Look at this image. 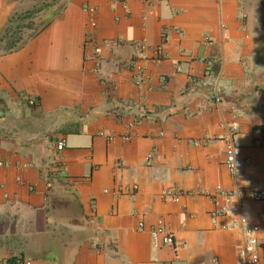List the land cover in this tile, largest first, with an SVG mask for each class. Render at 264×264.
I'll use <instances>...</instances> for the list:
<instances>
[{
  "label": "crops",
  "instance_id": "0c3cea01",
  "mask_svg": "<svg viewBox=\"0 0 264 264\" xmlns=\"http://www.w3.org/2000/svg\"><path fill=\"white\" fill-rule=\"evenodd\" d=\"M235 186L264 188V0H0V264H237L239 231L212 215ZM159 224L174 245L152 246Z\"/></svg>",
  "mask_w": 264,
  "mask_h": 264
},
{
  "label": "built area",
  "instance_id": "2783aa9c",
  "mask_svg": "<svg viewBox=\"0 0 264 264\" xmlns=\"http://www.w3.org/2000/svg\"><path fill=\"white\" fill-rule=\"evenodd\" d=\"M153 0H145V2L151 3ZM88 14V27L90 30L87 32V38L85 41L86 46H93L95 53L98 54V47H96V39L93 35L92 30L97 26L96 19L94 17L95 8L86 6L84 7ZM164 36V34H163ZM117 41L113 40H104L103 44L113 45ZM140 58H147V51L150 49L154 53V59L159 61L162 55L161 46H148L145 42L138 44ZM96 65L98 66L99 59L98 56L94 55ZM133 82L135 85L140 86L144 81V74L140 71L134 74ZM27 103L33 105L36 103V100L33 97L27 98ZM133 121L126 124L127 134L125 138L130 136V131L133 127ZM238 123L232 121L230 123V129L232 131L238 130ZM190 144L198 145L200 142L198 140H189ZM65 146L63 139L58 140L56 143L57 151H61ZM151 158L150 154L146 155V159ZM225 167L228 173L236 177L241 171L244 160L241 156L240 148L233 144L229 143L225 150ZM64 169L65 166H63ZM136 188V186H133ZM165 194H170V190L164 192ZM216 194L222 200V203L218 204L215 209L212 211V215L216 217L225 218V222L222 224L223 229L228 230H237L240 234V243L237 248V264H261V252H264V242L261 241L259 233L261 229V224L264 223V213L258 215L255 220H250L247 216L241 214L240 206L238 204L239 198H246L251 201H264V188L257 187H248L244 188L241 186H235L231 189L218 188ZM179 195V192L176 194ZM177 196H175L176 200ZM140 227H142L140 225ZM150 239L151 244L154 248H158L161 245H174L173 235L166 227L162 225L155 226L150 230ZM246 252V259H241V252ZM19 264H30L29 260L22 258L18 260Z\"/></svg>",
  "mask_w": 264,
  "mask_h": 264
},
{
  "label": "trees",
  "instance_id": "16d2710c",
  "mask_svg": "<svg viewBox=\"0 0 264 264\" xmlns=\"http://www.w3.org/2000/svg\"><path fill=\"white\" fill-rule=\"evenodd\" d=\"M27 26H28V24H26L25 27H27ZM16 34H17V32H15V31H10L9 29H6L1 39L6 38V37H7V38H8V37L11 38V36H14V35H16ZM29 37H30V36H27V37H25V38H23V39L19 37L18 39H16L17 42L7 44V46H6V50H7V51H14V50H17V49L21 48V47L23 46L24 42H25Z\"/></svg>",
  "mask_w": 264,
  "mask_h": 264
},
{
  "label": "rangeland",
  "instance_id": "374dc122",
  "mask_svg": "<svg viewBox=\"0 0 264 264\" xmlns=\"http://www.w3.org/2000/svg\"><path fill=\"white\" fill-rule=\"evenodd\" d=\"M32 15H34L33 18H35V16H36L37 14L32 13L31 16H32ZM27 17H29V16L27 15ZM23 21H24V20H23ZM27 22H30V21L27 20V19L25 18V23H27ZM34 26H35V28L37 27V26H36V23H35ZM34 26H33V27H34ZM35 28H34V29H35ZM29 33H30V30H28V28L24 27V31H23V33H19V36L23 35L22 37L25 38V37H27V36L29 35ZM20 34H21V35H20ZM5 41H6V39L3 41V43H4L3 47H6V46H7V43H6ZM1 47H2V46H1Z\"/></svg>",
  "mask_w": 264,
  "mask_h": 264
},
{
  "label": "clouds",
  "instance_id": "9594fccd",
  "mask_svg": "<svg viewBox=\"0 0 264 264\" xmlns=\"http://www.w3.org/2000/svg\"><path fill=\"white\" fill-rule=\"evenodd\" d=\"M241 259H246V252L242 251L240 254Z\"/></svg>",
  "mask_w": 264,
  "mask_h": 264
}]
</instances>
